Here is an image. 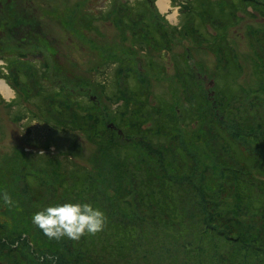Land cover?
<instances>
[{
    "label": "rangeland",
    "instance_id": "374dc122",
    "mask_svg": "<svg viewBox=\"0 0 264 264\" xmlns=\"http://www.w3.org/2000/svg\"><path fill=\"white\" fill-rule=\"evenodd\" d=\"M18 1L45 37L1 13L0 52L44 57L0 54V193L19 205L0 198V264H194L211 244L210 264H243L251 244L264 264V209L248 202L264 207V0H136L124 30L110 0ZM68 94L95 105L81 126L57 114ZM65 202L106 227L49 241L32 216ZM115 224L131 239L121 256Z\"/></svg>",
    "mask_w": 264,
    "mask_h": 264
},
{
    "label": "clouds",
    "instance_id": "9594fccd",
    "mask_svg": "<svg viewBox=\"0 0 264 264\" xmlns=\"http://www.w3.org/2000/svg\"><path fill=\"white\" fill-rule=\"evenodd\" d=\"M0 198L5 206L19 208L18 202H14L6 190L0 193ZM32 223L49 241L61 242L67 237L78 242L84 235H96L103 231L107 225V216L90 203L65 202L35 212Z\"/></svg>",
    "mask_w": 264,
    "mask_h": 264
},
{
    "label": "flooded vegetation",
    "instance_id": "af4514ba",
    "mask_svg": "<svg viewBox=\"0 0 264 264\" xmlns=\"http://www.w3.org/2000/svg\"><path fill=\"white\" fill-rule=\"evenodd\" d=\"M131 1H134V2H131V3L127 2L125 5V4H123L124 2L122 0H110V2L112 4L115 3V6L118 8V12L120 13L121 19L120 20L118 19L119 21L117 20V23L119 26L127 27L128 25H133V24H136L137 22H139V19H140V17H139V15H140L139 4H140V2L138 1V3H137L136 0H131ZM155 1L156 0H144V3L142 2V4H147V7H149ZM90 2H91V0H87L88 4H90ZM175 3H176L175 0H170L169 7L172 9L173 5ZM179 7H181V5H179ZM25 10L26 9L24 8V6L21 3H19L18 0H0V14L4 13V15H6V17L8 18V23L10 22V25H12L11 27H15L16 25H20L22 23H24V24L29 23L28 20H30V19L32 21L31 17L28 18V14H24ZM197 10H198V8H196V11ZM155 11H156L155 17L160 22H162V20L168 21L166 15L163 14L162 11L161 12L157 11V10H155ZM195 14L200 15L198 11L195 12ZM195 14L193 13V15H189V17H191V16L193 17ZM25 19H27V21H25ZM33 21H36V20H33ZM37 23H39V21ZM26 25H27L26 30H22L23 27L20 29L19 28L16 29L17 36H19L23 39L24 38L23 35L27 36L28 32L31 31L33 34L37 33V35L40 37V39H41V37H43V38L45 37L43 35V33H40V30H39L40 27L38 29H35V28H32L31 24H29L31 26H29L28 24H26ZM12 34H13V31L11 30L10 35H12ZM186 35H187V33H186ZM41 51L39 53L27 51V52H24V54H19L18 52H11V53L0 52V54H3L4 56L9 55L10 57H12V59H15L16 61L18 60L20 62L28 63V62H34L32 60L42 59V57H44V53ZM5 57H4V59H5ZM0 58H1V60H3L2 57H0ZM3 62H4V65H6L7 62H5L4 60H3ZM63 75H65V73H63Z\"/></svg>",
    "mask_w": 264,
    "mask_h": 264
},
{
    "label": "trees",
    "instance_id": "16d2710c",
    "mask_svg": "<svg viewBox=\"0 0 264 264\" xmlns=\"http://www.w3.org/2000/svg\"><path fill=\"white\" fill-rule=\"evenodd\" d=\"M118 18H120L121 19V17H118ZM87 23H92V21H90V22H87ZM123 28H126V27H122V29ZM124 30V29H123ZM137 67V66H136ZM57 69L59 70V73H60V70H61V68L60 67H57ZM138 70H140L138 67L136 68V71L138 72ZM63 73H65V72H63ZM62 74V73H61ZM63 75V74H62ZM82 77V79L84 78L83 76H81ZM63 78H64V76H63ZM62 78V79H63ZM66 78L68 79H74V78H76V79H81L80 78V75H75L74 76V78H73V76L72 75H70V74H68V73H66ZM66 78H64V79H66ZM62 79H58L59 80V84H57L58 85V87H60V88H62V86L61 85H64L62 82H63V80ZM84 80V79H83ZM87 82V84L89 85L90 84V82L87 80L86 81ZM100 84V83H99ZM98 84V85H99ZM89 88H90V86H88ZM70 89H73V88H70ZM72 91H74L75 92V90H72ZM62 95H64V93L62 94ZM114 96H116V94H114L113 93V97ZM90 105L88 106H85L86 107V109H84V108H82V106H80L76 101H75V103L73 102V98H72V96H71V94H68V96H67V103H65V104H63V106L62 107H60L61 108V110L62 111H60V109L58 110V112H57V114L59 115V117L60 118H63L64 120L62 121L63 123L62 124H64L68 119H70V123L72 124L71 126H81L82 125V121H83V123L85 124V122H84V118H85V116H87L88 115V117H91L90 115H91V113H87V114H84V113H81L80 112V110L82 111V110H87V109H94L95 108V105H94V103L92 102V101H90V102H88ZM63 108V109H62ZM62 112V113H61ZM89 112H92V113H94L93 111H89ZM165 112V111H164ZM73 119V120H72ZM56 121V120H55ZM116 121V119H114L113 120V122H115ZM68 122H69V120H68ZM116 124V126L118 127V125H117V123H115ZM65 125V124H64ZM119 128V127H118ZM55 161H54V163L56 162V163H58V158H55L54 159ZM59 163L61 164V161H59ZM2 173H3V171H2ZM82 176H84V175H81V177ZM6 177V174L5 173H3V175H2V178H5ZM252 197V196H251ZM250 196H249V198H248V202H249V204H250V207L252 208V206H253V208H252V210H256V211H260L261 209H264V207L263 206H258V207H256L255 209H254V206L255 205H253V200L255 201V199H253V198H251ZM160 203H159V205L157 206L158 208H160V207H165V202L163 203V201L165 200V198L163 199V197L161 196V198H160ZM258 201H260V198L258 199ZM257 201V202H258ZM162 203H163V205H162ZM172 206V205H171ZM161 209V208H160ZM116 226L114 227V235H115V233L117 232V236H115V240H114V243H113V250L115 251V252H118L119 254V256H121L122 254H121V251L122 250H124L125 248H127L128 246V243H129V241L131 240L130 239V235L129 234H127L126 233V231H127V227L125 228V229H123V228H121L120 227V225L119 224H115ZM115 247V248H114ZM213 247V248H212ZM219 249H217V246H213L212 244L211 245H208V248L206 249V251L205 252H201V253H199L200 254V256H199V260H195V263L194 264H210V261H213L214 259H215V257L218 255L217 253H219ZM258 251V250H257ZM254 252V249H253V245L251 244V245H247L246 246V248L243 250V252H244V254H245V262L243 263V264H255V260H256V258L260 255L258 252ZM235 252H236V249H233L232 251H231V256H233V255H235ZM237 253H238V251H237Z\"/></svg>",
    "mask_w": 264,
    "mask_h": 264
},
{
    "label": "bare ground",
    "instance_id": "6f19581e",
    "mask_svg": "<svg viewBox=\"0 0 264 264\" xmlns=\"http://www.w3.org/2000/svg\"><path fill=\"white\" fill-rule=\"evenodd\" d=\"M157 3L161 9H166L165 0H158ZM118 15H120V13H118ZM0 92L5 97L12 94L9 86L2 79H0Z\"/></svg>",
    "mask_w": 264,
    "mask_h": 264
},
{
    "label": "water",
    "instance_id": "95a60500",
    "mask_svg": "<svg viewBox=\"0 0 264 264\" xmlns=\"http://www.w3.org/2000/svg\"><path fill=\"white\" fill-rule=\"evenodd\" d=\"M212 83H213V81L210 80L209 85H211ZM208 88H209V87H208ZM117 131L120 133V130H119V129H118Z\"/></svg>",
    "mask_w": 264,
    "mask_h": 264
}]
</instances>
